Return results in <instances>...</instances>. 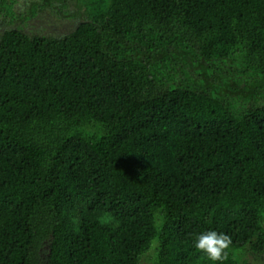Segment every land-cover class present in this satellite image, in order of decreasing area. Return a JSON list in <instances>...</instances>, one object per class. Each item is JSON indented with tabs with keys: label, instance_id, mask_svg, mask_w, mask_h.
Wrapping results in <instances>:
<instances>
[{
	"label": "trees",
	"instance_id": "16d2710c",
	"mask_svg": "<svg viewBox=\"0 0 264 264\" xmlns=\"http://www.w3.org/2000/svg\"><path fill=\"white\" fill-rule=\"evenodd\" d=\"M75 1L47 35L0 0V264L263 257L264 0Z\"/></svg>",
	"mask_w": 264,
	"mask_h": 264
},
{
	"label": "rangeland",
	"instance_id": "374dc122",
	"mask_svg": "<svg viewBox=\"0 0 264 264\" xmlns=\"http://www.w3.org/2000/svg\"><path fill=\"white\" fill-rule=\"evenodd\" d=\"M45 3L46 0H14V15L19 17L24 13L27 14L30 10L33 9L38 13L35 21H33L32 23L30 22L31 24L29 22L27 23L28 27H26L25 31H33V34L47 33V35H51V33L53 34L57 30H60L63 25L66 24L68 20H70V18H73V16L71 15L78 11L75 0H67L61 5L56 4L53 1L49 2L48 6H45ZM0 20L4 23L6 22V24H9L11 27H15L16 25L14 21L8 23L6 18L3 17V14L1 13ZM18 26L19 24L17 22V27ZM43 29L47 31L43 32ZM238 252H235V255L233 256L234 258L237 257ZM240 258L243 260H247L250 264H264V256L258 259L252 258L248 251H245V249L240 252ZM140 264H150L147 255L142 257Z\"/></svg>",
	"mask_w": 264,
	"mask_h": 264
},
{
	"label": "clouds",
	"instance_id": "9594fccd",
	"mask_svg": "<svg viewBox=\"0 0 264 264\" xmlns=\"http://www.w3.org/2000/svg\"><path fill=\"white\" fill-rule=\"evenodd\" d=\"M232 239L223 232L209 230L197 235L194 247L204 253L206 257L215 262L228 259Z\"/></svg>",
	"mask_w": 264,
	"mask_h": 264
},
{
	"label": "flooded vegetation",
	"instance_id": "af4514ba",
	"mask_svg": "<svg viewBox=\"0 0 264 264\" xmlns=\"http://www.w3.org/2000/svg\"><path fill=\"white\" fill-rule=\"evenodd\" d=\"M7 21H9V20L7 19ZM15 27H16V25H15ZM10 28H11L10 25H7L6 22L4 23V22H2V21L0 20V33L3 32L5 29H10ZM65 29H66V28H64V29H60V30H58L57 33H59V32L62 33Z\"/></svg>",
	"mask_w": 264,
	"mask_h": 264
}]
</instances>
